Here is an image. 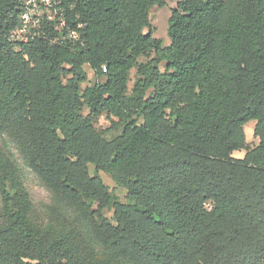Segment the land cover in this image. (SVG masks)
<instances>
[{"label": "trees", "instance_id": "1", "mask_svg": "<svg viewBox=\"0 0 264 264\" xmlns=\"http://www.w3.org/2000/svg\"><path fill=\"white\" fill-rule=\"evenodd\" d=\"M56 1L66 26L17 47L21 2L0 0V264H264V0H181L168 46L163 0ZM8 142L52 190L47 223Z\"/></svg>", "mask_w": 264, "mask_h": 264}, {"label": "rangeland", "instance_id": "2", "mask_svg": "<svg viewBox=\"0 0 264 264\" xmlns=\"http://www.w3.org/2000/svg\"><path fill=\"white\" fill-rule=\"evenodd\" d=\"M165 6L163 8L154 7L151 11V24L153 28L154 37L161 40L164 46L170 45V38L168 35V28H169V19L172 15L173 10L176 9L178 2L181 0H163ZM147 60L145 58L140 59V63H144ZM88 73V81L87 83L83 84L82 88L84 89L87 86L93 85L97 82L94 73L90 70L89 67H85ZM137 78V70L133 69L130 74V82H129V89L132 90L134 86V82ZM103 81V80H102ZM116 122V121H115ZM255 121H250L246 126L245 134L246 140L250 147H255L258 144V139L254 136L255 130ZM96 129L102 133L108 139L113 138L115 135L118 134L116 130H111L112 121L106 119L105 117L99 118L95 123ZM9 143V148L11 152L16 156L18 159V170L20 173V178L24 182V186L28 192L29 196V210L31 217H33L37 221H43L47 223L50 221V216L48 213L52 210L53 207L56 206V201L54 200V196L52 190L40 179L39 176L31 169L24 165V162L19 158L17 150L13 144ZM245 152L239 151L234 153V157L236 159L244 158ZM93 167H90V173L93 174ZM101 178L103 179L104 183L111 189V191L115 194L116 197L120 199L122 203H127V191L121 187H119L114 180L104 174H100ZM108 217H112V212H108ZM3 205L0 196V224L3 222Z\"/></svg>", "mask_w": 264, "mask_h": 264}, {"label": "built area", "instance_id": "3", "mask_svg": "<svg viewBox=\"0 0 264 264\" xmlns=\"http://www.w3.org/2000/svg\"><path fill=\"white\" fill-rule=\"evenodd\" d=\"M20 25L9 34V40L17 47L28 44L38 37L42 25L46 22H56L58 30L66 26L64 10L57 7L56 0H20ZM70 36L76 37L75 32Z\"/></svg>", "mask_w": 264, "mask_h": 264}]
</instances>
